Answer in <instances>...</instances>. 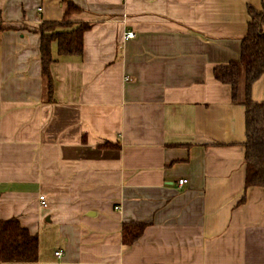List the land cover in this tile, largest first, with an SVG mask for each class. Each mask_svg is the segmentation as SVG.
<instances>
[{"label": "crops", "instance_id": "obj_1", "mask_svg": "<svg viewBox=\"0 0 264 264\" xmlns=\"http://www.w3.org/2000/svg\"><path fill=\"white\" fill-rule=\"evenodd\" d=\"M67 1L0 0V221L39 238L36 261L0 264H264L246 108L214 75L264 0H70L92 26L82 55L53 43L49 100L39 27Z\"/></svg>", "mask_w": 264, "mask_h": 264}, {"label": "trees", "instance_id": "obj_2", "mask_svg": "<svg viewBox=\"0 0 264 264\" xmlns=\"http://www.w3.org/2000/svg\"><path fill=\"white\" fill-rule=\"evenodd\" d=\"M81 11L74 2L68 0L65 17L61 21H44L41 33V55L45 95L53 99L54 80L51 65L55 61L52 52L54 42L58 43L59 55H82L84 34L91 28L87 22L75 23L71 16ZM251 20L248 33L242 41L241 56L237 61L216 66L215 78L232 88L235 103L246 108V186L264 187V101L256 102L252 97L253 85L264 74V8L249 6ZM4 27H0V31ZM105 146H115L105 143ZM146 224H125L123 240L132 245L145 230ZM39 255V238L23 226L18 219L0 221V263L34 262Z\"/></svg>", "mask_w": 264, "mask_h": 264}, {"label": "built area", "instance_id": "obj_3", "mask_svg": "<svg viewBox=\"0 0 264 264\" xmlns=\"http://www.w3.org/2000/svg\"><path fill=\"white\" fill-rule=\"evenodd\" d=\"M135 36H136V33H135L134 31H127V32L125 33V38H126V39L134 38ZM185 182H187V179H180V180H179V185L181 186V185H183ZM40 200H41V203H42L43 207H47V206H48V202H47L46 197H45L44 195H41V196H40ZM63 253H64V252H63L62 249H59V250L56 251V255H57L58 257H62Z\"/></svg>", "mask_w": 264, "mask_h": 264}]
</instances>
